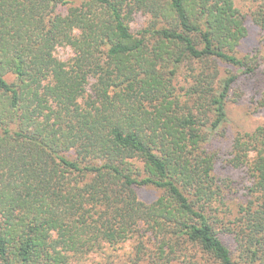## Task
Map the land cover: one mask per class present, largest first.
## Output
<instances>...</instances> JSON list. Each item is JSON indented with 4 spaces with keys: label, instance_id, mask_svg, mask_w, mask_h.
<instances>
[{
    "label": "trees",
    "instance_id": "16d2710c",
    "mask_svg": "<svg viewBox=\"0 0 264 264\" xmlns=\"http://www.w3.org/2000/svg\"><path fill=\"white\" fill-rule=\"evenodd\" d=\"M241 1L264 30V0ZM246 17L236 0H0V264H264V124L230 144L247 186L211 149L238 79L216 69L253 71Z\"/></svg>",
    "mask_w": 264,
    "mask_h": 264
},
{
    "label": "rangeland",
    "instance_id": "374dc122",
    "mask_svg": "<svg viewBox=\"0 0 264 264\" xmlns=\"http://www.w3.org/2000/svg\"><path fill=\"white\" fill-rule=\"evenodd\" d=\"M70 4H79L84 0H66ZM237 7L241 9L242 14H247L245 27L247 30L246 37L241 41L237 56L244 57L246 55L251 58L249 68L252 73L247 70H237L228 65L219 66L216 72L219 78L223 77L227 71H231L238 76L236 83L230 90V95L226 102L227 121L220 127L217 137L211 144L218 155L215 166V172L222 178H230L231 181L239 183V186H247L248 179L242 168L227 167L226 160L230 157V144L232 138L238 133L252 132L258 126L264 124V110L258 108L257 99L259 98L260 88L264 84V30L255 25L251 19L249 2L236 0ZM68 6V5H67ZM67 6L59 5L57 11L66 12ZM146 16L137 15L131 23L132 30L144 27L146 24ZM55 57L61 61H66L72 56V52L68 47H59L55 50ZM138 197L145 203L153 202L160 192L151 187H145L137 190ZM223 243L232 249V238L226 234H219ZM131 245L126 244L123 251H130ZM122 252V251H121ZM123 264H130L124 262ZM82 264H103L98 257L87 258ZM145 264V263H140Z\"/></svg>",
    "mask_w": 264,
    "mask_h": 264
}]
</instances>
